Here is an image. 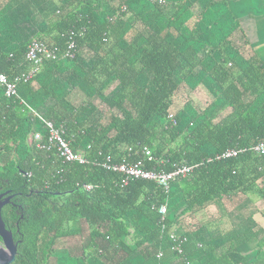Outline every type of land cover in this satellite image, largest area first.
<instances>
[{
  "label": "trees",
  "instance_id": "obj_1",
  "mask_svg": "<svg viewBox=\"0 0 264 264\" xmlns=\"http://www.w3.org/2000/svg\"><path fill=\"white\" fill-rule=\"evenodd\" d=\"M239 22L227 0H0V72L9 80L29 71L31 40L62 51L73 33L75 43L72 59L43 61L17 97L0 87V189L19 204L1 209L16 244L11 264H158L169 232L198 225V211L226 215L223 204L238 196L264 202V154L251 150L264 140V62ZM20 99L90 161L132 162L146 147L165 164L145 168L195 167L164 193L147 180L123 186L91 162L62 163L28 143L45 132ZM188 226L183 235L197 240L200 226ZM197 248L211 263L212 238Z\"/></svg>",
  "mask_w": 264,
  "mask_h": 264
},
{
  "label": "built area",
  "instance_id": "obj_2",
  "mask_svg": "<svg viewBox=\"0 0 264 264\" xmlns=\"http://www.w3.org/2000/svg\"><path fill=\"white\" fill-rule=\"evenodd\" d=\"M149 3H155L161 6L166 5L167 0H146ZM121 11H125V6H121ZM73 33L69 35L66 47L60 51L55 46H48L43 41L33 39L27 46L25 53V59L30 64L29 71L16 76L12 80H9L7 76L0 72V87L3 89V93L6 97H17V84L20 82H26L36 73L39 72V68L43 61H56L59 59H72L74 57L75 43L73 41ZM20 104L23 106V111L26 112L32 119L38 121L45 134L43 135L39 131H33L28 137V143L33 145L37 150L54 151L56 157L62 163H76L78 165H85L91 162L93 165H99L105 170L117 173L120 175V184L127 185L132 180H147L153 182L160 187L164 193L169 191L170 184L179 179L188 176L195 166L187 164L173 165L170 171H165L162 168H145L146 163H157V165H164L165 161L162 159H156L151 151L146 147H141L136 153H140L142 159L128 162L122 160L120 162L111 161L110 157H106L104 161L89 160L82 151L74 152L69 142L64 137V130L62 126L55 125L51 120L45 119L41 116L33 107H31L25 100L20 99ZM168 118L174 122L173 116L168 115ZM251 150L257 154H264V140L254 145ZM128 152L131 148L127 149ZM245 149H228L219 155L215 156V159H226L236 157L238 154L244 152ZM86 190H90V186H84ZM158 224L163 230L166 227L167 218V206L161 204L157 208ZM171 246L169 251L178 256H183L185 253V246L188 243V238L177 233L172 229L169 234ZM163 252L159 251L156 254L158 261L162 260Z\"/></svg>",
  "mask_w": 264,
  "mask_h": 264
},
{
  "label": "crops",
  "instance_id": "obj_3",
  "mask_svg": "<svg viewBox=\"0 0 264 264\" xmlns=\"http://www.w3.org/2000/svg\"><path fill=\"white\" fill-rule=\"evenodd\" d=\"M227 2L238 13L240 27L264 62V0ZM187 16H183L184 26L189 23ZM248 199L251 204L239 196L223 204L222 209L226 215L221 214V210L214 206L198 211L195 214V222L200 229L195 231L198 234L197 240L188 237L185 247L189 253H186V256H174L166 251L158 264H203L200 254H193L191 251L193 246H198L199 251L201 244L211 238L214 250L212 261L208 264H264V202L253 195H248ZM189 223L190 226H187L190 230L198 227L193 225V222ZM187 226L174 230L183 234L188 230ZM148 264L157 263L152 261Z\"/></svg>",
  "mask_w": 264,
  "mask_h": 264
},
{
  "label": "water",
  "instance_id": "obj_4",
  "mask_svg": "<svg viewBox=\"0 0 264 264\" xmlns=\"http://www.w3.org/2000/svg\"><path fill=\"white\" fill-rule=\"evenodd\" d=\"M9 191L0 194V264H11L16 255V244L13 241L12 234L5 228L1 218V209L7 204H11L12 195H8ZM8 195V196H6ZM4 197L3 200L1 198Z\"/></svg>",
  "mask_w": 264,
  "mask_h": 264
},
{
  "label": "flooded vegetation",
  "instance_id": "obj_5",
  "mask_svg": "<svg viewBox=\"0 0 264 264\" xmlns=\"http://www.w3.org/2000/svg\"><path fill=\"white\" fill-rule=\"evenodd\" d=\"M5 191H1V189H0V194H2V193H4ZM8 195H12L13 197L11 198V203L13 204V206L14 207H19V204L17 203V202H15L13 199H14V194H11V193H8ZM8 195H6V196H8ZM4 199V197H2L1 198V200H3ZM7 205H9V204H7ZM11 205V204H10ZM6 206V205H5ZM4 207V206H3ZM2 207V208H3Z\"/></svg>",
  "mask_w": 264,
  "mask_h": 264
}]
</instances>
